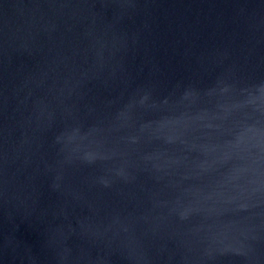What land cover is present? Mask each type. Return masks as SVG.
<instances>
[{
	"label": "water",
	"instance_id": "obj_1",
	"mask_svg": "<svg viewBox=\"0 0 264 264\" xmlns=\"http://www.w3.org/2000/svg\"><path fill=\"white\" fill-rule=\"evenodd\" d=\"M0 264H264V0H0Z\"/></svg>",
	"mask_w": 264,
	"mask_h": 264
}]
</instances>
